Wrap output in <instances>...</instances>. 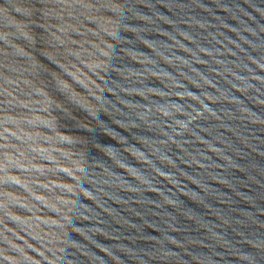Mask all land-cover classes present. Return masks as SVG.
I'll return each instance as SVG.
<instances>
[{"label": "water", "instance_id": "water-1", "mask_svg": "<svg viewBox=\"0 0 264 264\" xmlns=\"http://www.w3.org/2000/svg\"><path fill=\"white\" fill-rule=\"evenodd\" d=\"M0 264H264V0H0Z\"/></svg>", "mask_w": 264, "mask_h": 264}]
</instances>
